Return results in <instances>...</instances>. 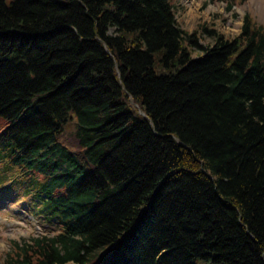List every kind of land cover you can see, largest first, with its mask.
<instances>
[{"label":"trees","instance_id":"trees-1","mask_svg":"<svg viewBox=\"0 0 264 264\" xmlns=\"http://www.w3.org/2000/svg\"><path fill=\"white\" fill-rule=\"evenodd\" d=\"M173 3L0 0V183L55 232L1 264H264V26Z\"/></svg>","mask_w":264,"mask_h":264},{"label":"rangeland","instance_id":"rangeland-1","mask_svg":"<svg viewBox=\"0 0 264 264\" xmlns=\"http://www.w3.org/2000/svg\"><path fill=\"white\" fill-rule=\"evenodd\" d=\"M4 1L10 4L12 0ZM173 4L179 27L189 34L198 30L199 26L211 28V24H214L218 34L231 39L239 34L246 14L258 25L264 26V0H240L230 10H227L226 3L221 0H174ZM199 44L210 45L212 39L203 35ZM199 55V52L193 54L194 57ZM161 65L162 63L154 65L157 74ZM3 128L4 124L0 120V132ZM6 187H0V264L4 253L9 249V241L20 242L28 240L32 235L53 234V229L48 224L40 222V217L32 214L31 206L25 205V200L23 203L16 200L13 190Z\"/></svg>","mask_w":264,"mask_h":264}]
</instances>
